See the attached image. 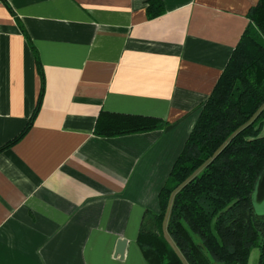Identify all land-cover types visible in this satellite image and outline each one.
Segmentation results:
<instances>
[{
    "label": "crops",
    "instance_id": "0c3cea01",
    "mask_svg": "<svg viewBox=\"0 0 264 264\" xmlns=\"http://www.w3.org/2000/svg\"><path fill=\"white\" fill-rule=\"evenodd\" d=\"M258 2L0 0V264H147L144 217ZM111 114L165 126L99 134Z\"/></svg>",
    "mask_w": 264,
    "mask_h": 264
},
{
    "label": "trees",
    "instance_id": "16d2710c",
    "mask_svg": "<svg viewBox=\"0 0 264 264\" xmlns=\"http://www.w3.org/2000/svg\"><path fill=\"white\" fill-rule=\"evenodd\" d=\"M161 12L159 4L150 15ZM248 17L160 190V212L144 217L136 242L147 264H248L255 247L260 248L259 264H264V218L256 216L252 202L264 169V0ZM37 111L14 140L31 126ZM108 117L105 125L98 123L101 135L165 126L154 117Z\"/></svg>",
    "mask_w": 264,
    "mask_h": 264
},
{
    "label": "water",
    "instance_id": "95a60500",
    "mask_svg": "<svg viewBox=\"0 0 264 264\" xmlns=\"http://www.w3.org/2000/svg\"><path fill=\"white\" fill-rule=\"evenodd\" d=\"M252 202L254 206V212L258 218H264V169L258 176L254 193L252 196ZM128 244L127 239H119L115 251V256L121 259L125 256L126 246Z\"/></svg>",
    "mask_w": 264,
    "mask_h": 264
},
{
    "label": "rangeland",
    "instance_id": "374dc122",
    "mask_svg": "<svg viewBox=\"0 0 264 264\" xmlns=\"http://www.w3.org/2000/svg\"><path fill=\"white\" fill-rule=\"evenodd\" d=\"M261 136L264 135V125L262 126V130L260 133ZM259 257H260V248L255 247L251 251V255L249 258V263L248 264H259Z\"/></svg>",
    "mask_w": 264,
    "mask_h": 264
}]
</instances>
